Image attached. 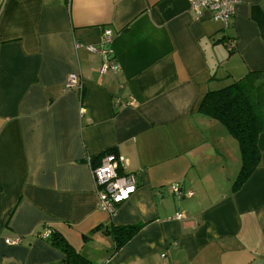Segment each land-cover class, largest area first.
Listing matches in <instances>:
<instances>
[{"label":"crops","instance_id":"0c3cea01","mask_svg":"<svg viewBox=\"0 0 264 264\" xmlns=\"http://www.w3.org/2000/svg\"><path fill=\"white\" fill-rule=\"evenodd\" d=\"M190 2L0 6V264H62L47 229L91 264H264V133L234 190L238 144L200 111L209 92L264 74V0H241L227 28ZM105 30L118 71L101 75L87 48ZM107 155L137 186L115 216L92 176ZM131 227L117 247L114 231Z\"/></svg>","mask_w":264,"mask_h":264},{"label":"trees","instance_id":"16d2710c","mask_svg":"<svg viewBox=\"0 0 264 264\" xmlns=\"http://www.w3.org/2000/svg\"><path fill=\"white\" fill-rule=\"evenodd\" d=\"M200 111L206 118L225 127L238 144L241 168L234 183L236 190L253 174L260 161L258 139L264 133V74L250 73L220 90L209 92ZM137 231V227L115 230L117 247L130 240ZM48 240L63 254L62 264H91L65 240L53 234Z\"/></svg>","mask_w":264,"mask_h":264},{"label":"built area","instance_id":"2783aa9c","mask_svg":"<svg viewBox=\"0 0 264 264\" xmlns=\"http://www.w3.org/2000/svg\"><path fill=\"white\" fill-rule=\"evenodd\" d=\"M241 0H191L190 9L195 14L201 10L209 12L211 19L227 28L235 15L237 5ZM112 32L105 30L102 33L100 43L95 47H88L90 53H97L101 57L99 73H116L118 66L115 64L111 51ZM80 86L76 75H70L66 82L67 90L78 89ZM128 106H134V102L127 103ZM122 158L113 155L104 156L100 164L93 168L92 176L98 195V208L102 212L115 216L117 208L127 202L136 192L137 186L132 174L119 173L122 167ZM170 191L178 198H190L194 195L191 191H182L177 185H172ZM181 215H175L176 221L181 220ZM51 230H45L42 239H48L51 236ZM19 240H5L4 243L9 246H16Z\"/></svg>","mask_w":264,"mask_h":264},{"label":"rangeland","instance_id":"374dc122","mask_svg":"<svg viewBox=\"0 0 264 264\" xmlns=\"http://www.w3.org/2000/svg\"><path fill=\"white\" fill-rule=\"evenodd\" d=\"M5 0H0V6L3 4V2H4ZM223 87H225V86H223ZM225 128V127H224Z\"/></svg>","mask_w":264,"mask_h":264}]
</instances>
